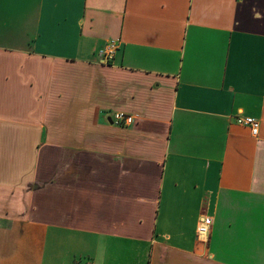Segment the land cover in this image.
Instances as JSON below:
<instances>
[{"label":"crops","instance_id":"0c3cea01","mask_svg":"<svg viewBox=\"0 0 264 264\" xmlns=\"http://www.w3.org/2000/svg\"><path fill=\"white\" fill-rule=\"evenodd\" d=\"M0 264H264V0H0Z\"/></svg>","mask_w":264,"mask_h":264},{"label":"built area","instance_id":"2783aa9c","mask_svg":"<svg viewBox=\"0 0 264 264\" xmlns=\"http://www.w3.org/2000/svg\"><path fill=\"white\" fill-rule=\"evenodd\" d=\"M118 49L117 41H109L103 48L98 50V57L102 63H109ZM135 118L126 113L115 112L112 116V121L118 126L131 125ZM235 120L239 124L247 125L250 128L251 134L256 135L258 132L259 123L253 117L235 116ZM211 218L204 216L200 219L197 226V239L202 242L207 241L210 232Z\"/></svg>","mask_w":264,"mask_h":264}]
</instances>
